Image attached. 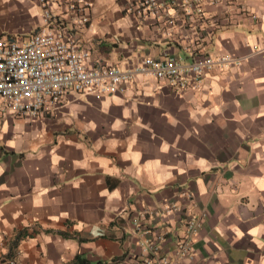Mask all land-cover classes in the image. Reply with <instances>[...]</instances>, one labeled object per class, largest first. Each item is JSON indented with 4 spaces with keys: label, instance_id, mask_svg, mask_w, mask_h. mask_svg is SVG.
Segmentation results:
<instances>
[{
    "label": "crops",
    "instance_id": "1",
    "mask_svg": "<svg viewBox=\"0 0 264 264\" xmlns=\"http://www.w3.org/2000/svg\"><path fill=\"white\" fill-rule=\"evenodd\" d=\"M40 15L35 0H0V40L25 41ZM90 17L75 32L89 67L170 54L233 63L184 92L138 76L101 99L68 92L35 118L0 106V264H142V230L166 232L170 260L186 218L200 215L179 264H264V0L205 4L191 43L178 27L168 35L125 17L114 0H93Z\"/></svg>",
    "mask_w": 264,
    "mask_h": 264
},
{
    "label": "built area",
    "instance_id": "2",
    "mask_svg": "<svg viewBox=\"0 0 264 264\" xmlns=\"http://www.w3.org/2000/svg\"><path fill=\"white\" fill-rule=\"evenodd\" d=\"M119 12L134 22L159 23L165 34L178 27L191 43L202 33L204 6L219 0H114ZM41 12V24L25 41L0 40V106L21 118H35L49 107L58 105L68 92L86 93L101 99L124 93L138 76L165 80L178 92L196 89L203 77L215 68L233 63L228 57L194 56L190 63H182L175 55L160 59L144 57L129 67H89V52L79 47L75 32L86 29L90 22L93 0H35ZM213 21V27L216 25ZM190 53L194 52L189 49ZM191 200L189 191L182 192ZM168 211L180 208L171 205ZM152 211L142 210V219ZM203 216H188L184 237L176 245L172 259L160 252L166 232L151 238L142 230V264H179L192 255V240L202 225ZM135 230H140V217L132 218ZM147 235L150 237L147 238ZM7 264H16L9 259Z\"/></svg>",
    "mask_w": 264,
    "mask_h": 264
},
{
    "label": "trees",
    "instance_id": "3",
    "mask_svg": "<svg viewBox=\"0 0 264 264\" xmlns=\"http://www.w3.org/2000/svg\"><path fill=\"white\" fill-rule=\"evenodd\" d=\"M68 264H89L87 263L85 260L80 259L79 256H77L72 262L68 263Z\"/></svg>",
    "mask_w": 264,
    "mask_h": 264
}]
</instances>
